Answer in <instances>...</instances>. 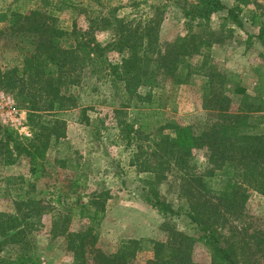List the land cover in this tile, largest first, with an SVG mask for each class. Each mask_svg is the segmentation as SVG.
<instances>
[{
	"label": "trees",
	"instance_id": "16d2710c",
	"mask_svg": "<svg viewBox=\"0 0 264 264\" xmlns=\"http://www.w3.org/2000/svg\"><path fill=\"white\" fill-rule=\"evenodd\" d=\"M250 2L235 0L231 7L221 0L189 2L183 9L184 34L164 47L159 46V13L133 22L117 17L113 9L92 15L79 0H31L30 5L13 0L0 8V38L21 56L18 66L7 68L0 61V90L25 111L31 131L25 138L0 124V166H25L24 174L8 176L18 184V193L15 213H0V252L6 246L14 252L0 264L36 263L27 235L44 205L35 185L46 174L47 150L65 136L62 113L80 108L75 87L82 77L108 82L120 92V106L134 113L130 119L135 129L124 131L136 134L130 164L148 178L142 187L145 202L166 216L183 213L196 232L173 228L164 240H122L115 251L105 253L94 247L108 197L102 191L68 209L87 220L83 231L66 235L73 262L85 264L89 252L94 264H129L145 249L150 251L145 264H193V246L200 242L211 264H264V231L241 225L250 193L264 195V69L256 67L255 84L247 91L238 74L216 64L210 47L222 40L212 38L208 29L211 15L220 10L240 24L239 14ZM65 10L74 15L70 25L60 22L58 14ZM79 17L86 22L84 28ZM250 19L257 26L253 36L264 59V13ZM102 31L111 33L108 43L97 40ZM112 51L122 54L119 62L108 58ZM167 81L169 91L187 85L198 93L207 114L199 135L162 115ZM231 93L237 96L235 108ZM195 146L206 150L209 168L204 172H195L190 163ZM168 174L178 179L179 197L184 198L179 211L156 189ZM56 193L54 201L62 203L60 190Z\"/></svg>",
	"mask_w": 264,
	"mask_h": 264
},
{
	"label": "rangeland",
	"instance_id": "374dc122",
	"mask_svg": "<svg viewBox=\"0 0 264 264\" xmlns=\"http://www.w3.org/2000/svg\"><path fill=\"white\" fill-rule=\"evenodd\" d=\"M11 1L13 0H0V8ZM21 1L30 5L31 0ZM79 1L92 11V15L97 11L106 13L113 9L117 17L133 22L145 21L154 13H159L163 17L159 27V46L164 47L178 35L184 34L186 19L183 16V9L193 0ZM252 1L239 14L240 24L226 18V10L213 13L208 22L211 37L222 40L221 43H214L210 47L211 56L217 65L238 74L240 84L249 92L255 84L256 67L263 65L264 69L262 49L253 36L257 32V26L250 19L254 13H264V0ZM221 2L226 7H231L235 0ZM58 15L64 25H70L74 17L66 10ZM77 22L83 28L86 26L83 17H79ZM195 30H198V27H195ZM96 38L105 44L111 40V33L102 31L96 34ZM4 42L5 39L0 38L1 64L7 68L18 66L20 54L4 45ZM121 57L122 54L116 51L108 53V58L116 63ZM163 87L168 91V97L161 108L162 115L185 126L190 134L199 135L205 125L207 114L201 108L194 87L182 85L176 91H169L171 87L169 81L165 82ZM75 89L79 96L80 108L83 109L76 108L62 113L66 123L65 136L47 150L44 161L46 174L35 185V191L40 192L39 198L44 205L43 215L27 235L29 252L36 260L35 264H75L72 251L67 248L66 235L83 231L87 220L79 219L78 212L70 213L68 209L74 203L78 205L86 203L90 196L102 191L108 197L104 217L96 231L98 238L94 247L105 253L115 251L122 240H164L169 229L173 228L188 234L195 233V224L183 213L166 216L145 202L142 187L148 178L145 173L137 172L135 166L130 164L135 151L136 134L124 131V128L135 129V124L130 119L134 113L131 109L120 106L122 99L120 92L108 82H96L93 78L85 77H82ZM231 97L235 108L237 96L231 93ZM0 124L10 126L21 136H23L21 127L26 126L29 129L25 111L18 108L11 94L2 90ZM29 132L31 136L30 129ZM207 161L205 148L195 146L190 161L191 165L195 166L194 171L204 172L208 169ZM24 172V165L12 168L0 166V213H15L13 201L18 193V184L8 176ZM156 189L172 204L173 209L179 211L181 206H184V198L179 197L178 179L172 174H168ZM56 190H60L62 203L54 201L58 194ZM241 225L264 231V195L254 191L250 193ZM64 228L65 234L62 233ZM146 247L147 245L144 248ZM13 252L14 249L10 246L4 247L0 252V259L10 256ZM148 253L150 251L145 249L138 252L136 259L129 264H145L144 258ZM85 255L87 256L85 264H94L92 254L86 252ZM192 261L193 264H211L210 254L200 242L193 246Z\"/></svg>",
	"mask_w": 264,
	"mask_h": 264
},
{
	"label": "built area",
	"instance_id": "2783aa9c",
	"mask_svg": "<svg viewBox=\"0 0 264 264\" xmlns=\"http://www.w3.org/2000/svg\"><path fill=\"white\" fill-rule=\"evenodd\" d=\"M1 95H3V94H1ZM3 96H4V95H3ZM7 98H8V100L12 101L10 97H7ZM24 127H25L26 129L23 128V127L20 128V130L23 131V134H22V135H23L24 137H28V136H30L29 129H28L26 126H24ZM18 130H19V129H18ZM22 131H21V132H22Z\"/></svg>",
	"mask_w": 264,
	"mask_h": 264
}]
</instances>
